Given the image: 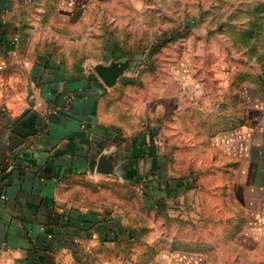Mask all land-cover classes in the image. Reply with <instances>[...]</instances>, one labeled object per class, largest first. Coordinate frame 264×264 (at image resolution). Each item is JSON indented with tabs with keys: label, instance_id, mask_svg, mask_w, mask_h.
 <instances>
[{
	"label": "crops",
	"instance_id": "1",
	"mask_svg": "<svg viewBox=\"0 0 264 264\" xmlns=\"http://www.w3.org/2000/svg\"><path fill=\"white\" fill-rule=\"evenodd\" d=\"M151 16L169 24L168 41H187L177 50H204L187 65L192 103L205 104L189 130L217 134L222 195L264 230V0H0V264H83L119 242L115 213L82 205L88 181L196 206L197 176H173L158 126L138 122L148 107L122 104L128 83L109 86L95 68L132 49L112 38L101 48L94 24L138 19L141 31ZM156 39L139 50H162ZM102 152L116 173L97 171Z\"/></svg>",
	"mask_w": 264,
	"mask_h": 264
},
{
	"label": "rangeland",
	"instance_id": "2",
	"mask_svg": "<svg viewBox=\"0 0 264 264\" xmlns=\"http://www.w3.org/2000/svg\"><path fill=\"white\" fill-rule=\"evenodd\" d=\"M161 20L149 17L141 31L138 19L96 23L93 32L101 48L112 38L132 49L116 50L132 58L121 77L128 84L119 99L134 109L148 107L145 113L137 112H142L139 124L144 121L151 131L158 126L154 137L173 176H197L199 201L189 207L170 198L161 201L154 193L145 197L143 186L120 179L85 182L82 205L110 209L115 213L111 220L118 222L117 228L126 227V233L117 230L112 238L119 237V242L101 244L85 255L83 264H264V230H255L251 218L238 211L231 191L222 195L220 167L209 149L210 140L218 136L204 134L202 120L194 118V107L205 104L192 103L187 65L191 60L203 62L204 50H177L187 41H168L172 32L162 31L169 24ZM156 37L162 50H139L154 47ZM105 51L100 50L99 58ZM189 114L195 119L191 123L198 121L201 127L189 130Z\"/></svg>",
	"mask_w": 264,
	"mask_h": 264
},
{
	"label": "water",
	"instance_id": "3",
	"mask_svg": "<svg viewBox=\"0 0 264 264\" xmlns=\"http://www.w3.org/2000/svg\"><path fill=\"white\" fill-rule=\"evenodd\" d=\"M132 58L122 60H111L110 62H99L95 68L101 78L109 85L113 86L125 74ZM115 158L110 160L106 152H102L98 158L97 171L104 173H116Z\"/></svg>",
	"mask_w": 264,
	"mask_h": 264
},
{
	"label": "built area",
	"instance_id": "4",
	"mask_svg": "<svg viewBox=\"0 0 264 264\" xmlns=\"http://www.w3.org/2000/svg\"><path fill=\"white\" fill-rule=\"evenodd\" d=\"M2 197H5V194H2Z\"/></svg>",
	"mask_w": 264,
	"mask_h": 264
},
{
	"label": "trees",
	"instance_id": "5",
	"mask_svg": "<svg viewBox=\"0 0 264 264\" xmlns=\"http://www.w3.org/2000/svg\"><path fill=\"white\" fill-rule=\"evenodd\" d=\"M165 41H167V39H165ZM162 45V44H161Z\"/></svg>",
	"mask_w": 264,
	"mask_h": 264
}]
</instances>
